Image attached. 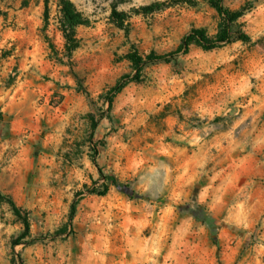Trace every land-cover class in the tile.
Here are the masks:
<instances>
[{"label": "rangeland", "instance_id": "374dc122", "mask_svg": "<svg viewBox=\"0 0 264 264\" xmlns=\"http://www.w3.org/2000/svg\"><path fill=\"white\" fill-rule=\"evenodd\" d=\"M72 2L89 23L69 58L59 0H0V192L38 240L15 245L24 228L0 200V264H264V0L223 2L253 3L251 42L144 65L111 109L133 51L213 39L219 15L211 0ZM95 161L120 184L105 196Z\"/></svg>", "mask_w": 264, "mask_h": 264}, {"label": "trees", "instance_id": "16d2710c", "mask_svg": "<svg viewBox=\"0 0 264 264\" xmlns=\"http://www.w3.org/2000/svg\"><path fill=\"white\" fill-rule=\"evenodd\" d=\"M224 0H211V4L213 8L219 15V31L215 38H209L206 30L204 29H195L188 36L184 38L181 45L174 52L168 54L157 55L155 53H151L147 56H142L139 52L133 51L129 59L133 64L136 74L134 76H125L123 80L118 82L109 92L108 94V105L111 109L113 106L114 98L120 94L128 85L134 82H140L141 71L144 65L148 64H158V63H168L170 59L178 56L181 53H188L189 48L192 45H196L201 47L205 51L215 50L222 45L230 44L233 41H242L245 43L251 42L250 37L241 30V25L239 21L243 16L250 12L253 9V3L247 2L240 10L232 11L226 8L223 4ZM59 5L61 9V31L63 34V38L65 40V50L67 52V56L69 58L72 57L73 53L79 48V41L76 37V29L81 26L88 25V21L84 18V16L77 10L75 4L72 0H59ZM167 3H154L149 6L140 7L135 12L138 14L149 15L160 11L164 8ZM46 22H48V6L46 5ZM112 17L120 27L124 25V23L129 18V15L125 12H118L116 9L112 13ZM236 27V28H235ZM96 155L97 152L95 151ZM99 175L101 179L104 181L103 190L96 192L95 190L91 191V194H97L99 196H105L108 191L110 185L120 187V184L113 177L107 176L104 172L99 168L97 162L95 161ZM0 200L6 202L14 216L22 223L23 225V233L20 237L14 242L16 246H18L21 241L26 240L28 244H33L38 242L37 239L31 238L30 231V221L28 217V213L25 212L22 208L18 207L16 203L9 197L4 196L0 192ZM77 212V203H74L71 207V212L69 216V226L72 228V223L74 217ZM29 239V240H28Z\"/></svg>", "mask_w": 264, "mask_h": 264}]
</instances>
